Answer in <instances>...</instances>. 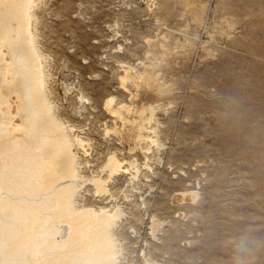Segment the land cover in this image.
Returning <instances> with one entry per match:
<instances>
[{
  "label": "rangeland",
  "instance_id": "1",
  "mask_svg": "<svg viewBox=\"0 0 264 264\" xmlns=\"http://www.w3.org/2000/svg\"><path fill=\"white\" fill-rule=\"evenodd\" d=\"M40 10L55 97L64 116L89 126L95 167L110 149L135 156L130 125L107 135L98 126L104 119L113 124L102 108L107 95L129 101L116 87L114 60L156 61L162 72L131 86L137 105L160 103L164 142L161 163L155 158L140 173L149 175L141 183L147 210L125 202L132 215L121 233L131 263L144 264L145 246L151 264H264V0H46ZM61 79L82 85L99 110L76 115L74 94L63 97ZM123 183L117 178L114 193ZM188 183L197 199L173 204ZM152 213L163 222L155 236Z\"/></svg>",
  "mask_w": 264,
  "mask_h": 264
},
{
  "label": "bare ground",
  "instance_id": "2",
  "mask_svg": "<svg viewBox=\"0 0 264 264\" xmlns=\"http://www.w3.org/2000/svg\"><path fill=\"white\" fill-rule=\"evenodd\" d=\"M45 1L0 0V264H132L126 251L129 240L121 233L124 219L132 215L125 202L147 210L141 183L149 175L140 178V173L152 169L155 158L161 163L164 142L156 116L160 103L137 105L138 93L131 86L162 72L155 69L156 61L114 60L119 65L116 87L129 101L116 93L107 95L102 108L113 124L104 119L98 126L107 135L130 125L135 156L129 159L124 153L120 156L122 150L110 149L102 165L95 167L88 158L89 126L62 114L52 88V58L43 47L40 28ZM117 35L114 30L111 39ZM59 86L63 97L74 94L76 115L83 118L89 109L99 110L82 85L61 79ZM122 177L124 185L116 194L113 185ZM188 184L174 192L173 204L197 199L198 191ZM105 195L110 202L103 201ZM148 218L155 236L163 222L155 213ZM140 247L143 263L151 264L146 247Z\"/></svg>",
  "mask_w": 264,
  "mask_h": 264
},
{
  "label": "snow or ice",
  "instance_id": "3",
  "mask_svg": "<svg viewBox=\"0 0 264 264\" xmlns=\"http://www.w3.org/2000/svg\"><path fill=\"white\" fill-rule=\"evenodd\" d=\"M85 63H87V61H85Z\"/></svg>",
  "mask_w": 264,
  "mask_h": 264
}]
</instances>
